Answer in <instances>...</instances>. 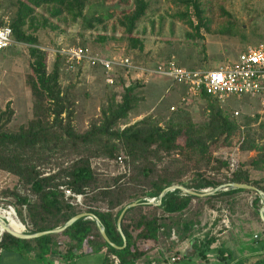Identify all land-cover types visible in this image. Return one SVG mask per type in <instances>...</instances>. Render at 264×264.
Here are the masks:
<instances>
[{
  "label": "trees",
  "instance_id": "1",
  "mask_svg": "<svg viewBox=\"0 0 264 264\" xmlns=\"http://www.w3.org/2000/svg\"><path fill=\"white\" fill-rule=\"evenodd\" d=\"M179 1L187 10L193 8L198 20V24L194 25L189 16L180 15L182 19H187L186 24L195 32L189 38L193 41L196 40L194 38L202 39L201 29L208 30V26L203 21L201 0ZM96 4H109L106 14L85 16V10ZM15 7L16 11L9 22L0 19V27L9 26L15 43L29 46L32 74L27 78V85L33 98V118L13 132L8 128L15 115L11 104L7 105L5 111L0 108V170L16 177L18 184L29 190V195L13 192L17 215L27 228L25 234L33 235L62 228L72 218L87 213L101 221L111 243L121 248L124 242L118 231V219L128 205L136 202L139 205L126 211L122 219V231L127 242L122 250L110 247L102 238L96 222L88 218L78 220L61 234H50L33 240H20L5 233L0 249L16 248L21 252L30 250L35 251L38 258L44 261L60 256L69 262L86 253L104 251L105 264H112L111 256H117L121 264H137L143 257L146 258L145 264H151L147 261L148 253H142L140 246L145 242L156 246L162 241H172V246H175L177 243L172 240L174 235L179 243L191 241L194 252L192 257H196L200 263L207 262L212 256L214 264H264V230L259 234L261 239L255 240L258 250L250 256L239 258L223 248V244L218 249H212L219 240L212 231L203 235L199 221L204 208H216V202L234 199L246 192L255 194L252 206L260 216L263 203L257 193L222 190L214 196L198 198L174 190L165 194L161 206L148 204L152 200L157 201L165 189L175 185L203 193L236 183L251 185L264 192V180L256 181L253 178V173H264V153L249 165L239 166L230 177H220L231 169L228 161L213 157L214 151L221 148L220 139L228 131V117L218 100L206 94L201 95L200 100L206 103L209 111L208 121L201 125L196 124L186 110L179 108L171 112L165 126L161 125V119L148 116L122 128L124 120L128 119L139 102L136 92L143 82L136 80L126 85L122 80L119 83L115 81L114 85L107 86L114 88L120 84V99L115 93L112 103L101 109V118L92 120L90 127L80 133L74 126L73 96L69 91H64L59 82L64 58L57 55L53 71L49 73L47 54L37 48L38 38L28 32L29 29L35 32L47 27L58 29L51 19H65L73 23L82 19L88 28L93 29L95 23L102 24L105 19L112 18V13H116L120 16L118 23L125 29L131 48H142L143 42L133 33L137 24L146 16L149 2L18 0ZM38 9H45L48 16L38 14ZM100 40L103 42L105 38ZM79 47L85 48V45ZM201 53L204 55L202 45ZM241 148L257 149L254 140L248 138ZM118 158L123 159L125 171H120L122 165L118 163ZM97 161L113 165L105 166V170H109L106 173L94 166ZM48 166H53L52 169H57V172L44 176L42 168ZM112 166L116 168L113 171ZM203 169L211 173L208 175ZM187 171L191 172L190 178L181 181ZM61 187L81 195L82 205L72 204V198L66 199ZM193 203L203 205L193 212L199 213L194 223L196 226L189 223L183 225L180 220L171 221L174 215L192 208ZM23 207H26L25 216ZM7 218L10 227L23 230L12 213ZM220 221L221 218L215 220V225Z\"/></svg>",
  "mask_w": 264,
  "mask_h": 264
},
{
  "label": "rangeland",
  "instance_id": "2",
  "mask_svg": "<svg viewBox=\"0 0 264 264\" xmlns=\"http://www.w3.org/2000/svg\"><path fill=\"white\" fill-rule=\"evenodd\" d=\"M17 1L0 0V19L5 22L10 21L16 11ZM147 1L149 2L147 14L137 24L133 33V36L143 42L142 48H131L125 29L118 23L120 16L116 13H112V18L105 19L102 24L95 23L93 29L88 28L87 23L82 19L76 23L65 19H51L52 24L57 25L58 29L52 30L47 27L39 28L35 32L29 29L28 32L38 38L37 48L47 54L49 73L53 71L57 55L83 44L91 56L101 55L107 59L128 58L142 67L143 70H139V73L115 70L118 83L121 80L126 85L136 80L143 82L136 92L139 102L128 119L124 120L122 128L148 116L161 119V125L165 126L171 115L172 106L186 110L192 115L196 124H204L209 119V111L204 101L197 99L192 105H181L180 101L185 93L184 87L175 84L170 78L150 72L170 61L185 69L203 71L219 69L227 63H237L240 54L247 47L255 46L264 40V0H201L204 10L202 17L207 23L208 30L201 29L202 39L194 38L195 41L189 38L195 35L193 28L186 24L187 19H182L180 16L186 14L193 24L197 25L198 20L192 7L187 10L179 0ZM108 7L109 4L90 5L84 15L90 17L97 13L105 15ZM37 13L48 16L45 9H38ZM100 38L105 40L100 42ZM201 45L204 46V55L201 53ZM31 62L28 45H14L10 49L0 51V108L5 111L7 105L11 104L15 115L8 128L13 132L33 118V98L31 89L27 85V78L32 74ZM59 82L63 90L69 91L73 96L74 126L80 133L90 127L92 120L101 118V109L107 108L112 103L111 99L116 96L115 93L118 94V100L122 93L121 85L118 83L114 88L107 86L101 69H94L84 64L80 66V70L73 71L66 66L64 59ZM219 105L228 117V131L226 136L220 139L221 148L214 151L213 157L228 161L229 164L236 163L237 168L249 165L252 160H257L264 153V103L259 97L245 96L230 97ZM235 113H238V116ZM247 138L254 140L257 149L242 150L241 145ZM106 165L108 167L113 164H108L106 161H97L94 164L107 173L109 170L107 168L105 170ZM52 167L42 168L44 176L57 172V169ZM113 167L111 171L116 169ZM122 170H124L123 165L120 171ZM204 171L208 172V175L211 173L206 169H203ZM231 173L232 171L229 170V173L221 174L220 177H230ZM190 176L191 172L187 171L181 181H188ZM253 178L256 181L264 180V173H253ZM262 184L264 188V181ZM14 191H18L21 195H29L28 188L19 185L16 177L0 170V213L10 211L12 208L16 213L17 221L24 226L21 232L25 233L27 228L17 215ZM255 198V194L246 192L237 195L234 199L216 202V208L208 210L204 208L199 218L203 227L201 233L205 235L212 231L219 240L212 249H218L223 244V248L239 258L250 256L258 250L259 246L255 240L261 239L259 234L264 230V223L252 206ZM200 207L203 205L193 203L192 208L174 215L171 221L180 220L183 225L194 224L199 213L193 212ZM22 212L25 216L26 207H23ZM225 216L230 222L227 229L223 223ZM218 218H221V221L216 226L215 220ZM172 240L177 245L172 246V241H162L154 246L150 242L142 244V241L139 250L148 253L149 256L159 248L164 264H214L215 260L212 256L207 262L202 263L196 257H191L194 252L190 240L179 243L174 235ZM187 244H189L188 250L185 249ZM173 258H176L177 263L172 262ZM145 259L141 258L137 264H145ZM92 264L97 262L94 261Z\"/></svg>",
  "mask_w": 264,
  "mask_h": 264
},
{
  "label": "built area",
  "instance_id": "3",
  "mask_svg": "<svg viewBox=\"0 0 264 264\" xmlns=\"http://www.w3.org/2000/svg\"><path fill=\"white\" fill-rule=\"evenodd\" d=\"M14 45L16 43L13 39L12 29L9 26L0 27V51L10 49ZM60 55L64 58L66 66L73 71L80 70V66L84 64L94 69H101L108 85L115 84L117 79L115 70L139 73L142 68L128 58L107 59L101 57V55L91 56L89 50L83 47L68 49L61 52ZM150 74L170 78L175 84L184 87L185 93L181 98V105H192L195 100L200 99L202 94L211 96L220 103H224L230 97L245 96L259 97L264 103V41L255 46L247 47L240 54L237 63H227L219 69L208 71L189 70L170 61L154 68ZM176 109L174 106L170 108L171 111ZM235 115L238 116V113H235ZM118 163L123 165V159L118 158ZM230 169L234 172L237 169V164L231 163ZM60 189L64 192L66 199H73L72 204L82 205L83 197L81 195H76L64 187ZM11 211L16 217V213L12 208L6 212ZM0 216L8 221L4 212H1ZM225 218L223 223L227 229L230 222L227 216ZM4 234L5 231L0 227V244L3 241ZM110 259L112 264H121L117 256H111ZM172 262H176V258H173Z\"/></svg>",
  "mask_w": 264,
  "mask_h": 264
},
{
  "label": "water",
  "instance_id": "4",
  "mask_svg": "<svg viewBox=\"0 0 264 264\" xmlns=\"http://www.w3.org/2000/svg\"><path fill=\"white\" fill-rule=\"evenodd\" d=\"M174 190H180L182 192H184L187 195L190 196H194V197H198V198H206V197H210V196H214L215 194H217L218 192L222 191V190H226V191H230V190H245V191H251V192H255L257 193L261 199H262V203H263V207L260 210V218L262 220V222L264 223V192L259 190L258 188L251 186V185H247V184H225L222 185L214 190L211 191H204L203 193H196L192 190H189L183 186L180 185H175L172 187H169L167 189H165L161 195L158 197L157 201H150L148 204L149 205H153V206H161L162 204V200L163 197L165 196V194L169 191H174ZM137 205H139V202H136L134 204L128 205L124 211L122 212V214L120 215L119 219H118V223H117V227H118V231L120 232L122 238H123V242H124V246L123 247H117L115 244L111 243V241L109 240V238L107 237L106 231H105V227L102 225L101 221L95 217L92 214H80L74 218H72L69 222H67L62 228L53 230V231H48V232H42V233H37V234H33V235H27L25 233H22L21 231H15L13 229H11L10 224L7 220L3 219L0 216V227L5 231V233L11 235L14 238L20 239V240H33V239H37V238H41L43 236L46 235H50V234H61L63 233L66 229H68L69 227H71L75 222H77L80 219L83 218H88V219H93L96 222V225L98 226L99 232L102 236V238L104 239V241L112 248L114 249H118V250H122L126 247L127 242H126V238L125 235L123 234L122 231V219L126 213V211H128L131 208L136 207Z\"/></svg>",
  "mask_w": 264,
  "mask_h": 264
},
{
  "label": "crops",
  "instance_id": "5",
  "mask_svg": "<svg viewBox=\"0 0 264 264\" xmlns=\"http://www.w3.org/2000/svg\"><path fill=\"white\" fill-rule=\"evenodd\" d=\"M9 213H12L13 215V212L11 211V212H6V216H8ZM14 218L16 219L15 216ZM17 223L19 222L17 221ZM11 229L15 231L19 230L17 227H11ZM188 246L189 244H187V247L185 249L188 250ZM159 251H160L159 248L155 249L154 252L157 253L156 255L153 254L154 252L153 253L151 252L153 255L150 253L147 261H150L151 264H164L162 263L163 259L160 256ZM94 261L97 262V264H105V252L102 251L96 253L95 252L86 253L82 256H78L77 258H75L70 262L67 261L66 258H62L60 256L51 257L47 261H44L38 258V255L35 251H30V250L28 252L25 251L21 252L16 248H11L9 250H1L0 252V264H92Z\"/></svg>",
  "mask_w": 264,
  "mask_h": 264
},
{
  "label": "bare ground",
  "instance_id": "6",
  "mask_svg": "<svg viewBox=\"0 0 264 264\" xmlns=\"http://www.w3.org/2000/svg\"><path fill=\"white\" fill-rule=\"evenodd\" d=\"M13 212V211H12ZM4 214H6V212H4ZM14 215V213H13ZM18 220V219H17ZM19 222V221H18ZM19 224L21 225L22 228H24V226L19 222Z\"/></svg>",
  "mask_w": 264,
  "mask_h": 264
}]
</instances>
